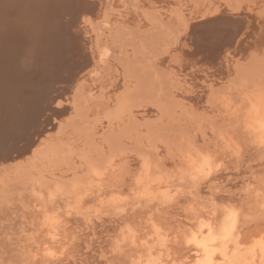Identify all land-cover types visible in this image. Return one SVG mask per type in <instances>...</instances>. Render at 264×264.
<instances>
[{
	"label": "rangeland",
	"instance_id": "rangeland-1",
	"mask_svg": "<svg viewBox=\"0 0 264 264\" xmlns=\"http://www.w3.org/2000/svg\"><path fill=\"white\" fill-rule=\"evenodd\" d=\"M22 5L23 18H46ZM218 16L235 42L193 53L191 26ZM77 17L94 65L39 118V132L54 119L40 142L8 139L37 110L0 142V264H133L140 252L178 264L192 226L217 231L235 208V242L263 233L264 0H85ZM114 40L120 54L99 63ZM46 223L71 238L67 254L46 256Z\"/></svg>",
	"mask_w": 264,
	"mask_h": 264
},
{
	"label": "bare ground",
	"instance_id": "bare-ground-1",
	"mask_svg": "<svg viewBox=\"0 0 264 264\" xmlns=\"http://www.w3.org/2000/svg\"><path fill=\"white\" fill-rule=\"evenodd\" d=\"M14 1L15 5L13 0L12 2L0 0L3 4L0 5V21L6 23L10 18L23 17L22 13H25V11L22 8V0ZM84 3L85 0H29L28 6L39 5L47 12L46 18L41 22L39 21V23L37 21V24L29 20L31 26L26 27L23 31L5 28L0 32V74L3 75L5 84L3 92L0 93V112L5 121L0 122V125L3 126L4 133H8L7 130H10L9 127L13 124L12 121L16 119V114H29L37 110V107H34L35 105L40 106L42 104L45 108L47 105L45 97L50 99L53 96L58 97L61 95L77 76L76 72L80 73L79 70L89 63H93V56L89 53L91 56V59H89L85 53L86 44L81 37L83 27L81 28L77 23V13L83 10ZM36 27L37 29L34 30ZM121 47L122 41L114 40L112 46L105 47L104 50L99 51V55L97 54L99 63L107 57L108 52L115 53V55L116 53L120 54ZM69 52H71V61L66 62ZM45 67L49 70L58 71L56 85L44 83V73L38 70ZM93 72L94 68L92 66L90 69L92 76L94 75ZM20 105L24 106L23 111H18ZM46 120L49 124L40 131L43 135H35L28 145L37 143L38 140L40 142L42 136L50 128H53L54 119L42 118L41 121ZM40 137L42 138L40 139ZM256 197V203H258L260 209L257 208V204L255 206L258 211L261 210L259 215L264 216V185L261 194ZM243 212L236 208L230 209L225 215L223 225L217 231L213 229L211 222L203 221L192 226L185 239L179 243V250L176 249L178 251L176 252L177 263L264 264V232L259 233L260 230L255 234L252 232L253 235L250 239L248 237L247 241L245 240L246 242L238 243L233 240L235 229L245 220ZM257 213L254 215L257 216ZM46 224H49L47 225L48 228L46 227L41 233V239L44 242L43 245H45L43 248L45 254H47L46 256L54 259L58 257L62 250V252L67 250L71 244V238H68L57 225ZM140 253L137 257L134 256L136 260L134 259L133 264H148L151 253ZM64 254H67V252H64Z\"/></svg>",
	"mask_w": 264,
	"mask_h": 264
},
{
	"label": "snow or ice",
	"instance_id": "snow-or-ice-1",
	"mask_svg": "<svg viewBox=\"0 0 264 264\" xmlns=\"http://www.w3.org/2000/svg\"><path fill=\"white\" fill-rule=\"evenodd\" d=\"M31 23L26 18H10L6 23L0 21V32L5 28L14 29L17 31H23L26 27H30ZM70 27V22H69ZM239 35V31L233 32L230 26V22L222 19L221 17L206 18L202 22L195 23L191 26L188 38L189 44L195 52H208V53H222L225 47H231L235 42L236 37ZM71 61V52L68 54L66 62ZM44 73V83H56L58 71L49 70L48 68L39 69ZM5 87L3 75L0 74V93L3 92ZM45 102L48 104V108L40 107L37 105V111L35 116L28 121L23 123L14 124L9 134L8 139L12 141V146L15 148L16 144L25 140V138L30 139L32 135H43L42 132L37 131L39 124V118L44 115V113L55 106V108H61L63 105L56 104V98L53 96L50 99L45 97ZM24 106L20 105L18 111H23ZM4 140L3 126L0 125V142Z\"/></svg>",
	"mask_w": 264,
	"mask_h": 264
}]
</instances>
